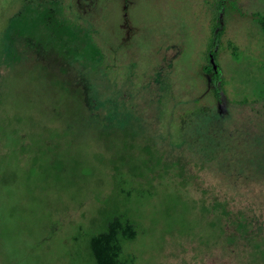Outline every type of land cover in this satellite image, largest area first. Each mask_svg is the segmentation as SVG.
I'll return each mask as SVG.
<instances>
[{
  "label": "rangeland",
  "instance_id": "374dc122",
  "mask_svg": "<svg viewBox=\"0 0 264 264\" xmlns=\"http://www.w3.org/2000/svg\"><path fill=\"white\" fill-rule=\"evenodd\" d=\"M218 2L0 0V264H94L118 214L122 264H264V0L221 16L222 102Z\"/></svg>",
  "mask_w": 264,
  "mask_h": 264
},
{
  "label": "trees",
  "instance_id": "16d2710c",
  "mask_svg": "<svg viewBox=\"0 0 264 264\" xmlns=\"http://www.w3.org/2000/svg\"><path fill=\"white\" fill-rule=\"evenodd\" d=\"M240 0H219L217 4V30L214 34V45L211 48V55L216 57V49L220 42V37L222 35L223 25H221L220 20H222L221 16L224 15V12L227 8L231 7L234 11L238 12L237 3ZM255 23L259 26L263 37H264V14L261 13H253L250 15ZM52 63H49V67L51 68L52 74L58 77L62 86L66 88L67 91H74L77 87L78 78L73 76L68 68V65H60L61 62L57 58L51 59ZM55 65H58L57 67ZM212 64H210V68H203V73L205 74H213L211 72ZM215 75V74H214ZM219 75V74H218ZM216 76V75H215ZM66 77V78H64ZM77 79V80H76ZM214 96L217 101L222 102V95L224 94L222 83L219 82L217 78H214ZM225 204V203H224ZM219 202H215L213 205V210L215 206H219ZM226 205V204H225ZM255 223L251 217H240L239 221H237L236 229L238 232L245 234L248 237L250 231H252V226ZM233 226V222L231 220H227L226 225L220 226V233L224 232V227L228 230ZM138 237L137 226L125 215H115L110 219L107 224V227L104 232L92 236L88 242V251L90 257L94 264H122L121 256L123 252V246L127 242H133ZM251 240V239H250ZM230 241L233 245L240 244L244 250L247 251L246 238H241L239 235L234 234L230 235Z\"/></svg>",
  "mask_w": 264,
  "mask_h": 264
},
{
  "label": "water",
  "instance_id": "95a60500",
  "mask_svg": "<svg viewBox=\"0 0 264 264\" xmlns=\"http://www.w3.org/2000/svg\"><path fill=\"white\" fill-rule=\"evenodd\" d=\"M210 62H211V64H214V57L212 55L210 58ZM215 75H216V78L219 79L218 71L215 72Z\"/></svg>",
  "mask_w": 264,
  "mask_h": 264
},
{
  "label": "flooded vegetation",
  "instance_id": "af4514ba",
  "mask_svg": "<svg viewBox=\"0 0 264 264\" xmlns=\"http://www.w3.org/2000/svg\"><path fill=\"white\" fill-rule=\"evenodd\" d=\"M215 65L214 64H212V67H211V69L213 70V72H214V74H215V72L217 71V69L214 67Z\"/></svg>",
  "mask_w": 264,
  "mask_h": 264
}]
</instances>
